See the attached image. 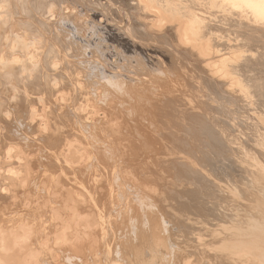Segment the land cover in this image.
I'll return each instance as SVG.
<instances>
[{
  "label": "bare ground",
  "instance_id": "bare-ground-1",
  "mask_svg": "<svg viewBox=\"0 0 264 264\" xmlns=\"http://www.w3.org/2000/svg\"><path fill=\"white\" fill-rule=\"evenodd\" d=\"M69 2L0 0V39L9 48V56L0 55V88L18 94L19 106L36 96L49 109L39 115L30 103L27 116L20 114L19 128L1 123L8 115L0 111V264H41L46 255L58 258L60 248L82 256L84 264H102V259L118 264L119 256L131 264H154V257L164 250L153 253L146 225L142 223L145 229L141 230L140 220L130 226L129 211H122L130 226L126 238L118 236L117 221L111 223L118 206L107 198L114 199L119 187L105 193L106 184L101 182L107 176L100 180L104 175L97 174V165L104 164L109 173L106 186L112 189L124 173L117 175V159L112 160L114 166L108 165L110 153L119 148L128 152L133 141L141 138L139 132H146V142L137 140L139 147L147 150L148 142L157 149V155L153 153L157 166L146 169L147 155L142 163L136 160V174L128 171L134 179H146L149 199L145 201L151 198L150 205L143 201V206L148 205L143 207L149 211L146 215L157 210L161 218L157 238L164 245L168 241L169 253L157 262L168 264L179 258L174 252L181 248L192 250L196 264H264V90L260 91L264 81L257 87V81L264 80L260 77L264 74V0H72L76 6ZM230 27L239 29L241 36L230 39L223 34ZM162 83L171 87L163 88ZM60 89L70 91L68 96L75 102L81 97L87 101L67 107ZM143 112L154 115L163 137L154 133L152 124L146 127L141 115L139 121ZM61 119H67V124L57 131ZM35 128L42 141L30 132ZM22 140L31 147L45 143L46 148L37 144L35 150H43L47 158L37 159L32 149L28 155L24 149L17 151ZM138 155L140 162L142 155ZM219 163H230L238 170L216 173ZM49 164L57 172L46 179L36 169ZM146 171L152 178H146ZM68 174L74 178H66ZM38 178L46 188H40L39 195L60 199L61 208L48 199L34 198ZM70 183L94 189H73ZM99 192L107 196L101 208ZM129 240L134 251L127 252L120 245H128Z\"/></svg>",
  "mask_w": 264,
  "mask_h": 264
},
{
  "label": "rangeland",
  "instance_id": "rangeland-1",
  "mask_svg": "<svg viewBox=\"0 0 264 264\" xmlns=\"http://www.w3.org/2000/svg\"><path fill=\"white\" fill-rule=\"evenodd\" d=\"M69 1H70V2H69ZM71 1H72V0H67V2H69V3H71ZM105 1H106V0H103V3H105ZM107 1H108V0H107ZM71 4H73L72 6H74V5L76 6V4L73 3V2H72ZM118 7H120V6H118ZM121 7H122V6H121ZM123 8H124V7H122L121 9H123ZM124 9H125V8H124ZM123 19H124V17H123ZM222 30H224V29H222ZM235 30H236V28L234 29V27H233V28L230 27L229 30L226 29V31H227V32H228V31H229V32L231 31V32H230L231 34H230L229 32L226 33L225 30H224V33H223V34H229L230 36H229V35H225V36H229V38L232 39V38H233L232 35H234V38H235L236 36H238V35L240 34L239 29H237L236 31H235ZM237 31H238V33H237ZM65 33H67V30H66V29H65ZM233 33H234V34H233ZM236 33H237V35H236ZM168 34L170 35L171 33L168 32ZM66 35H68V34H66ZM239 36H241V34H240ZM68 37H69V36H68ZM234 38H233V39H234ZM236 38H237V37H236ZM226 39H228V37H227ZM6 44H8V43H7V42H3V41L0 39V51H1V50H4V52H1L0 55H1V54H4V55L7 57V56H9V48L6 46ZM44 46L48 47V46H49V43H48V44H47V43H44ZM151 55L153 56V54H151ZM149 56H150V55H149ZM185 57H186V59H187L188 62H191L193 65L198 66V62L195 61L193 58H190V57H188V56H186V55H185ZM175 60H176V58H175ZM176 61H177V60H176ZM176 63L178 64L179 62H176ZM179 64H180V63H179ZM182 65H183V67L186 66V64H185V63L183 64V62L181 61V66H182ZM177 66H178V65H177ZM179 67H180V65H179ZM183 67H182V68H183ZM186 67H187V66H186ZM0 69H1V64H0ZM83 71H84V70H83ZM188 73L191 74L190 71H188ZM256 73H258V71H257ZM171 75H172V77L175 75L174 78H178V77L176 76V73H175V74H174V73H171ZM191 76H192V74H191ZM263 76H264V74L262 75V73H261V74H260V77H261L262 79H263ZM260 81H264V80H261V79L258 80V81H257V87L260 85V84H258V83H260ZM190 82H191V81H190ZM261 83H262V82H261ZM8 84H9V81H8ZM192 84H193V83H192ZM163 85H165V87H164ZM168 85H169L168 83H162L163 88H169V87H171V86H168ZM263 85H264V84L262 83L261 86H263ZM167 86H168V87H167ZM193 86H194L197 90L199 89V88H198V86H199L198 84L195 83V84H193ZM261 86H260V87H261ZM5 88H6V87H4V88L1 87V88H0V111H1L2 113L5 112V114H7L8 116H7L6 118L4 117V118L2 119V121H1V123H5V125H9V126L14 127V128H19V123L21 122V120H20V118H21L20 114L23 113V114L25 115V113H26V116H27V111H28V109L30 108V103H32L33 108L39 113V115H42V114H43V111H49V109H46V110H45V106H46L45 104H46V101H45V100H44V101H40V100H38V99H40V98H39V97H36V96H34V97L32 98V100H31L30 103H28V100H24L23 103H22V105L19 106V104H21L20 96H19L18 94H15L12 90H9V91L5 90ZM60 90H61V89H60ZM178 90H179V89H178ZM258 90H260V89H258ZM263 90H264V89L262 88L260 91L263 92ZM69 92H70V91L67 92V89H63V90H61V93L59 94V96L61 95V97H64V100H65V101L63 100L62 102H63L64 104H66L67 107L70 106V103L72 104L71 106H73V105L76 106V104H77V105H78V104H83V105H84L85 102L87 101L86 98L81 97L79 100H77V101L75 102V100H74L75 97H74V99H71V96H70V97L68 96V95H69ZM190 93H191V92H190ZM63 94H65V95H63ZM188 94H189V93H188ZM62 95H63V96H62ZM160 95H161V94H160ZM65 97H67V100H69V101H67ZM156 97H157V96H156ZM163 97H164V94H162V98H163ZM69 98H70L72 101H71ZM73 100H74V101H73ZM73 102H74V104H73ZM79 102H80V103H79ZM261 102H262V99H261ZM41 103H42V104H41ZM40 104H41V105H40ZM22 106H23V108H22ZM41 106L44 107V108H42ZM40 107H41V108H40ZM17 108H18V109H17ZM214 108H215L216 113H217V114L219 113V116H220V117H223L222 120H223V119L227 120V119L225 118V115L222 114V111H220L221 113L219 112V110H221V109H220L218 106L216 107V105H214L213 109H214ZM216 108H218L219 110L216 109ZM228 108L231 109L232 106H231V107L229 106ZM258 108L261 109L262 107L258 106L257 109H258ZM39 109H40V110H39ZM259 109H258V110H259ZM217 110H218V111H217ZM7 112H9V113H7ZM248 112H249V111H248ZM223 113H224V112H223ZM221 114H222V115H221ZM248 114L250 115L251 113L249 112ZM140 115H141V118H142V123H144V124L146 125V127H150V126H151L150 124H152V126H151L150 128L153 129L154 133L158 134L159 137H163V136H164V133L161 131V129H159L158 124L155 122V120H153V119H154V117H153L154 115H153V114H151V113H149V112H143V115H142V114L140 113L139 116H138L139 118L137 117V118L139 119V121H140ZM151 115H152V119H151ZM142 116H144V118H143ZM147 118H148V119H147ZM40 119H41V117H38V118H37V120H40ZM143 119H144V120H143ZM146 120H147V121H146ZM153 121H154V122H153ZM223 121H224V120H223ZM135 122H137V121L135 120ZM146 122H149V124H147ZM150 122H152V123H150ZM60 123H62L63 125L60 124ZM137 123H138V122H137ZM142 123H141V125H142ZM66 124H67V119H61V120L56 124V126H57V131H59V129L61 130V128H63L64 125H66ZM155 126H157V127H155ZM58 127H59V128H58ZM153 127H154V128H153ZM209 127H210V126H209ZM150 128H149V129H150ZM32 130H33V131H32ZM32 130H30V132H31V133L33 132V134L35 133V135H34V136H35V139L37 138V140H38L40 134H39L37 131H35L36 128H35V129H32ZM62 130H63V129H62ZM62 130H61V131H62ZM155 130H156L157 132H156ZM34 131H35V132H34ZM158 131H159V132H158ZM36 133H37L38 135H37ZM140 133H141V134H140ZM159 133H161V134H159ZM145 134H146V132H143V134H142V132H139V134H138L139 137H137V138H140V137H141V138H140V139H137V140H139V142H140L141 140L144 141V140L146 139V138H145ZM143 135H144V136H143ZM158 135H157V136H158ZM119 136H121V135H119ZM119 136H118V137H119ZM82 137H83V139H86L84 135H82L81 138H82ZM42 138H43V137H42ZM73 138H75V137H73ZM76 138H77V137H76ZM76 138H75V139H76ZM143 138H144V139H143ZM83 139H81V140L84 141ZM39 140L42 141L41 138H39ZM43 140H44V138H43ZM137 140H136V141H133L134 144L132 143L133 145H130V149L128 150V152H125V153H124V151H123L121 148L116 149V151H114V153L111 151L112 153H110V154L112 155V158H113V156H114V159H112V158H111V155L109 154V155H110V159L108 158V161L106 160V161L108 162V165H109V166H111V165L114 166V165H115L114 162H116V166L119 167V172H117V175H119L120 172H121V173H124V176H123V175L117 176V180H116V185H117V186L114 184V187H113L112 189H110V187H109L110 185L106 186V185H107V182H108V184H109V176H108L109 173H108V171H106V170L104 171V168H105V166H103L104 164L98 162L99 164H102V166H100L98 163L95 162V160H94V162H95L96 164H98V165H97V166H98L97 168H99V169L96 168V169H97V174H99V175H102V174H103V175H104L103 177L101 176V179H100V180H103V179L105 178V176H107L106 179H104V180L101 182V184H102L103 186L106 184V185L104 186L105 190H103V191H104V192H105V191H108V188H109V190H111V191H115V190L117 189V187H119V189L116 190V192H118V194H117L116 192H113V194L115 195L113 198H114L116 201H115L114 199H111L110 197H108L107 200L110 199V202H112V200H113L112 205H114V206H115V205L118 206V207H116V208H118V209H119L121 206H125V207L127 208V209H123V208L121 207L122 209L120 208L119 211H117L118 209H116V210L113 211V214H115V213L117 212V213L115 214L114 217H115V219L118 217V218H117L118 220H117V219H116V220H115V219H112L113 222H111V223L113 224L114 221H117V222H116L117 224L115 223V226L117 225L116 228H117V229H120V230H118V232H117V233L119 234L118 236L123 237V234H124V238H122V240H124V239L126 238L125 234H127V232H128V231H127L128 228H126V227H130L132 224H134V222L137 221V223H138V221L140 222V220H142V221H141V224H140V225H141V228H140V229L143 230V229L146 228V229H145V230H146V233H147V232L150 233V234L148 233V234H146V235L149 236V237H148V241H149V240H150V241L153 240L152 242H154V243H151V242L149 241L150 245H151V244L153 245V246H152V247H153V253L155 252L154 254L158 255V253L160 254V253H162V251L164 250V252H163L161 255H158L159 258H157V256L154 257V258H156V261H155L154 258H151V259H150V260L154 259V261H155L154 264H159L158 262H161V261H162L161 256H162L163 254H165V253H169V251H167V245H168L167 242H168V241H166V245H164V242H163L164 240H163V241H160L159 238H157V236H158V235H157V232H158V231H156V230H157V228H158V227H157V226H158V222H160L161 218L159 217V215H158L159 213H157V210H154L156 213L153 211L152 214H153L154 216L151 215V216L149 217L148 215H146V214L149 213V211L146 210V212H145L144 210L148 207L147 204H149V205L151 204V203H150V202H151V198H150V201H149V200L145 201L146 199H149V197H145V194L147 195V193H146V190H147V189H146V183L144 182V181H146V179H145V180H142V181H139V180L136 179V178L134 179V176L131 175L132 173L130 174L131 171H132V172L134 171L135 174H136V171H135V169H134V167H135V162L138 161V162H137L138 164H139V163H142V162H144L143 160L147 159L148 157L150 158V160L148 161V163H143V165L146 166V167H147L146 169H148V170H150V169H152V168H155V166H157V163H156V165L154 164V165H155V166H154L153 163H155V162H153V161L155 160V158H156L155 156L157 155L156 152L158 153V151H157L156 148L151 147L152 145L148 144V142H147V148H148V147H149V148H148L147 150L144 151V149H146V147H141V146L139 147V142H138ZM23 141H24V140H22V142H21L23 145H21L20 142L18 143V144H20V145H17V146H18V147H16V148H17V151H18V149H19V150H23V149H24V152L27 153L30 149H32V151H31V150H30V151L33 152V153L28 152L27 155L30 154V153L35 155L34 152L37 150V147H39V146L37 145V144H39V143L35 144V142H34L35 145H33V146L31 147L30 145L28 146L27 143H23ZM25 141H26V140H25ZM25 141H24V142H25ZM85 141H86V140H85ZM26 142H27V141H26ZM136 142H138V143H136ZM145 142H146V140H145ZM42 143H43V142H42ZM42 143L39 144V145L42 146V147H45V148H46L45 143H43V144H42ZM25 144H26L27 146H26ZM24 145H25V146H24ZM43 145H44V146H43ZM22 146H23L24 148H23ZM134 146L139 147V150L142 151V152H140V151L138 150V148H137V149H136V148H132V149H131V147H134ZM29 147H31V148H29ZM27 148H29V149H27ZM33 148H34V149H33ZM45 148H44V149H45ZM140 148H141L142 150H141ZM153 148H154V149H153ZM35 149H36V150H35ZM152 149H153V150H152ZM118 150H119V151H118ZM14 151H16V150H14ZM26 151H27V152H26ZM39 151H40V150H39ZM39 151H38V152L36 151V153H37V154H36V158H37V159H38V158H41V155H42V153H43V150H41V152H39ZM117 151H118V152H117ZM132 151H133V152H132ZM134 151H135V152H134ZM137 151H138V152H137ZM148 151H149V152H148ZM122 152H123V153H122ZM130 152H131V153H130ZM144 152H145V153H144ZM38 153H39V154H38ZM120 153L122 154V155H121L122 157L124 156L123 158H121ZM126 153H127V154H126ZM132 153H134L135 156L137 155L135 158H138V159H135V158L133 159L132 157H134V154H132ZM138 153H140V155L143 156V157L141 156V161H140V162H139V160H140V156L138 155ZM142 153H143L144 155H143ZM153 153H155L156 155L153 154ZM114 154H115L116 156H115ZM128 154H129V155H128ZM131 154H132V155H131ZM145 154H146V155H145ZM27 155H26V156H27ZM34 155H31V156H33L34 159H35V156H34ZM43 155H44V154H43ZM43 155H42V156H43ZM118 155L120 156L119 158H117ZM147 155H148V157H147ZM153 155H155V156H153ZM29 156H30V155H29ZM37 156H38V157H37ZM44 156H45V155H44ZM44 156H43V157H44ZM46 156H47V155H46ZM46 156H45V157H46ZM127 156H128V158H127ZM150 156H151L152 158H151ZM43 157H42V158H43ZM94 157H95V156H94ZM94 157H93V158H94ZM46 158H47V157H46ZM93 158H92V159H93ZM105 158H106V157H105ZM126 158L129 159V160L131 159L132 162H131V161H128ZM44 159H45V158L41 159V161H44ZM92 159H91V160H92ZM94 159H95V158H94ZM106 159H107V158H106ZM116 159H117V161H118V159H119V161H118V162H117V161H114V160H116ZM122 159H126V160H124V161H126V162L123 163L124 161H123ZM142 159H143V160H142ZM45 160H46V159H45ZM110 160H111V161H110ZM112 160H113L114 162H113ZM120 160H121V161H120ZM134 160H135V161H134ZM136 160H137V161H136ZM151 160H152V161H151ZM39 161H40V159H39ZM109 161H110V162H109ZM127 161H128V162H127ZM133 161H134V162H133ZM91 162H92V161H91ZM119 162H120V163H123L122 166H121V164H120ZM129 162H130V164H128ZM149 162H150V163H149ZM151 162H152V163H151ZM41 163H42V162H41ZM41 163H39V164H41ZM110 163H111V164H110ZM112 163H114V164H112ZM42 164H47V163H42ZM124 164H125V165H124ZM127 164H128L129 166H128ZM149 164H152L154 167H153L152 165H149ZM219 164H220V163H219ZM219 164H218V169L216 168V170H215L216 173H217V170L220 172V174H221L222 172H225V171H228V172H231V173H232V172H234V171L236 172V171L238 170L236 166H235V168H234V165H233V166H230V163H228L226 166H225V163H224V164H220L221 166H220ZM130 165H131V166H130ZM133 165H134V166H133ZM222 165H224V166H222ZM228 165H229V166H228ZM231 165H232V164H231ZM41 166H42V167H41ZM49 166H50V164H49ZM149 166H150V167H149ZM227 166H228V170H227V168H226ZM64 167H65V170H66V168H68L69 165H68V167H67V166H64ZM131 167H132V168H131ZM232 167H233L234 169H232ZM45 168H46V169H45ZM122 168H124V169H122ZM128 168H129V169H128ZM219 168H220V169H219ZM223 168L226 169V170H222ZM229 168H230V169H229ZM100 169H102V170H100ZM235 169H237V170H235ZM53 170H54V171H53ZM79 170H80V169H79ZM99 170H100V171H99ZM121 170H122L123 172H122ZM128 170H131V171H128ZM46 171H48L49 173H46ZM77 171H78V170H77ZM102 171H104L105 173L107 172L108 174H107V173L104 174V172H102ZM127 171H128V172H127ZM36 172L39 173V175L41 174L42 177L45 176V178L47 179V177L50 175V173L57 172V170L54 169V168H52V170H51V166H50V167H48V166L46 167V165H45V167H44L43 165H40V166H39V169H38V170L36 169ZM43 172H44V173H43ZM58 172H59V170H58ZM66 172H67V170H66ZM68 172H69V168H68ZM99 172H100V173H99ZM125 172H127V173H125ZM219 172H218V173H219ZM42 173H43V174H42ZM101 173H102V174H101ZM128 173H129V176H128ZM145 173H146L145 176H147V177H146L147 179L152 178L151 174H149V175L147 174V171H146ZM47 174H48V176H46ZM125 174H126V175H125ZM133 174H134V173H133ZM222 174H223V173H222ZM236 174L238 175V172H237ZM68 175H69V174H68ZM63 176L66 177L65 175H63ZM63 176H62V177H63ZM70 176H72V175H69V176L66 177V178H69ZM121 176H122V181L125 182V180H126V182H125V183H127L126 185H123L124 182H120V181H121V178H120ZM127 176H128V177H127ZM124 177H126L127 179L124 178ZM131 177H132V178H131ZM149 177H150V178H149ZM70 178H72V177H70ZM73 178H74V177H73ZM73 178H72V179H73ZM81 178H82V177H81ZM99 178H100V176H99ZM118 178H119V179H118ZM123 178H124L125 180H124ZM63 179H64V178H63ZM131 179H132V180H131ZM64 180H65V179H64ZM83 180H84V178H83ZM129 180H130V182L132 181L131 183H133V184H134V182H136V183H135L136 185L134 184V186H133V184L130 183L131 186H129V187H131V188L127 187V185H130V184L127 182V181H129ZM134 180H135V181H134ZM136 180H137V181H136ZM104 181H106V182H104ZM138 182H139L140 184H138ZM142 182H143V183H142ZM103 183H104V184H103ZM75 184H76V183H72V185H71V183H70V187L72 188V186H74L73 189H77V188H78V190H81L80 187H81L83 190H86V189H90V190H92V189H94V186H92V185H90V186L88 185L89 188H87L88 186H86V189H84L83 185H80V186H79V184H78V185H75ZM120 184H121V185H120ZM144 184H145V185H144ZM67 185H68V184H67ZM138 185H140V186H138ZM141 185H142V186H141ZM75 186H76V187H75ZM78 186H79V187H78ZM122 186H123V187H122ZM124 186H126V187L124 188ZM115 187H116V188H115ZM120 187H121V188H120ZM134 187H136V188H135V189H132V188H134ZM137 187H138V188H137ZM40 188H41L43 191L46 190V188H45L44 186L41 185V183H40V179L38 178V186L35 188V191H34V193L36 192L35 195H34V196H35V197H34L35 199H37V200L40 199V202L43 201L42 199H45V200L48 199V200L51 201V202H50L51 204H53V203L56 204V205H54V206H57L58 208H61V207H62V206H61V205H62V204H61L62 202H61L60 199H58V198L55 199L53 196H50V197H51V198H50V197H48V194H47V193H42L41 195H39L38 191H39ZM106 188H107V190H106ZM122 189H123V191H121ZM124 189H126L127 191L124 192ZM130 189H131V190H130ZM137 189H143V190L139 191V190H137ZM128 190H129V191H128ZM92 191H93V190H92ZM131 191H132V192H131ZM133 191H134V192H133ZM136 191H139V192H136ZM100 192H101V191H100ZM100 192H99V194L97 193L96 198H97L98 200H97V199H96V200H97V204H99V206H98V205H97V206L101 208V207H102V202H103L104 200L107 201V200L105 199V197H107V196L102 197V196H103L102 194H101V196H100ZM120 192H123L124 195H123L122 193H120ZM140 192H142V193L140 194ZM144 192H145V193H144ZM105 193H106V192H105ZM126 193H127V194H126ZM131 193H132V194H131ZM138 193H139V194H138ZM46 194H47V195H46ZM116 194H117V195H116ZM120 194H121V195H120ZM137 194H138V195H137ZM143 194H144L145 199H144V197H143ZM98 195H99V196H98ZM127 195H128V196H127ZM131 195L133 196V198H132ZM97 196H98V197H97ZM121 196H122V198H121ZM125 196H126L127 198H125ZM134 196H135V197H134ZM138 196H140V199H138V198H139ZM99 197H100V198H99ZM116 197H117V198H116ZM128 197H129V198H128ZM130 197H131V200H132V199H134V200H133V201H130ZM124 198H125V200H124ZM135 198H137V199L135 200ZM51 199H53V200H51ZM100 199H101L102 201H101ZM121 199H122V200H121ZM127 199H129V200H127ZM120 200H121V201H120ZM123 200H124V202H123ZM137 200L141 202V204H140V202H139L140 205H139L138 203H136V202H138ZM52 201H53V203H52ZM56 201H57V202L60 201V202L57 204ZM118 201H120V202L117 203ZM125 201H126V202H125ZM127 201H128L129 203H128ZM143 201H144V203H147V204H144V206H143ZM148 201H149V203H148ZM99 202H100V203H99ZM131 202H132V204H130ZM133 202H135V203H133ZM115 203H116V204H115ZM121 203H122V204H121ZM125 203H127V205L129 204L128 207H129V206L131 207V208H129V210H128V207L126 206ZM59 204H61V205H59ZM117 204H118V205H117ZM120 204H121V205H120ZM133 204H135L136 207H134ZM119 205H120V206H119ZM131 205H132V206H131ZM141 205H142V206H141ZM146 205H147V206H146ZM60 206H61V207H60ZM140 206H141L142 208L145 207V209L143 208V210H142V208H141ZM98 207H97V208H98ZM125 207H124V208H125ZM139 207H140V209H141V211H142V212L140 211V213H139V211H137V210H140ZM135 208H136V210H135ZM133 209H134V211H135L134 213H133ZM100 211H101V209H100ZM115 211H116V212H115ZM122 211H123L124 213H125L126 211H129V212H128V214H129V215H128L129 220H128V217H126L125 214H123ZM136 211H137V212H136ZM121 212H122V213H121ZM130 212L133 213V214H131ZM135 213H136V214H135ZM141 213H142V214H141ZM154 213H155V214H154ZM122 214L124 215V218L122 217V216H123ZM137 214H138V215H137ZM117 215H118V216H117ZM119 215H120V217H119ZM142 215H143V217L145 218V220H146L147 222H146L144 219H142V218H143ZM145 215H146L147 218H149V220L145 217ZM48 216H50V215H48ZM116 216H117V217H116ZM130 216H131L132 218H131ZM140 216H141V218H140ZM155 216H156V217L158 216V217L156 218ZM133 217H135V218H133ZM154 217H155V218H154ZM121 218H122V219H121ZM120 219H121V220H120ZM126 219H127L128 221L131 220V221H130V226H129V224H128L129 222H128ZM138 219H139V220H138ZM158 219H159V220H158ZM123 220H124V221H123ZM120 221H121V222L123 221V222H122L123 225H122V223H121ZM132 221H133V223H132ZM153 221H154V222H153ZM155 221H156V222H155ZM125 222H126V223H125ZM144 222H146V223H144ZM148 222H149V223H148ZM152 222H153V223H152ZM124 223H125V224H124ZM131 223H132V224H131ZM142 223L145 224L146 226H147L148 224H151V223H152L153 226H152V224H151V226L148 225L147 227L144 225L145 228H143L144 226H143ZM127 224H128V225H127ZM52 225H53V223H52ZM119 225H120V227H118ZM126 225H127V226H126ZM154 225H155V226H154ZM121 226H124V228L121 227ZM149 226H150L152 229H151V228L149 229ZM147 229H148V230H147ZM145 230H144V234H145ZM149 230H150V231H149ZM113 231H114V228H113ZM113 231H112V232H113ZM123 231H124V232L126 231V233H124ZM162 231H163V229H162ZM120 232H121V233L123 232V233L121 234ZM151 232H152L153 234H151ZM163 233H165V231H164ZM163 233H162V234H163ZM120 234H121V235H120ZM166 234H167V232L165 233V237H167ZM155 235H156V236H155ZM151 238H153V239H151ZM156 239H158V240H156ZM163 239H164V234H163ZM125 242L127 243V241H125ZM129 242H130V240L128 241V245H129V246H128V245H125L124 242H121V245H120V243H118V245L122 246V248H124L125 246H126L125 248H128V250H127V249H124V252H126V250H127V252H128L130 249H131V250L133 249V251H134V248H130V245H131V244H129ZM122 243H123V244H122ZM157 243H158V244H157ZM162 243H163V244H162ZM123 245H124V246H123ZM159 245H161V246H159ZM115 246H116V245H115ZM158 246H159L161 249H160ZM132 247H133V246H132ZM156 247H157V248H156ZM117 248H118V247H115V248H114V252L117 250ZM129 248H130V249H129ZM155 249H156V250H155ZM159 249L161 250V252H160ZM165 249H166V250H165ZM178 250H179V251H182V252H183V255H182V252H179ZM183 250H184V249H181V248L177 249V251L174 252V255H176L177 257H179V256H180V257H179V258H176V259H172V261L170 260L168 264L173 263V261H174L173 264H175V263H176V264H182V263L184 264L185 262H186L187 264H192L194 261L197 260V256H196V257H195V255H194V256H191V255H192V252H191L192 250H191V249H190V250H189V249H188V250L186 249L185 251H183ZM85 251H87V250L85 249ZM157 251H158V252H157ZM187 251H188V252H187ZM189 251H190V252H189ZM58 252L60 253V255H59L58 258H53L51 255H49V256H50V259H47V257L49 258V256L46 255L47 257L45 256V258H43V257H44V256H43V257H42V258H43V261L41 262V264H53V262H54V264H55V263H56V264H84V262H85L84 259L81 258L82 256H79V257L77 256V257H76V256H74V254L72 255V251H71V249H69V250L67 249V250H66L65 248H60V249L58 250ZM100 252H101V251H100ZM156 252H157V253H156ZM68 253H69V255H71L70 257H69V255H68ZM121 253H122V251H121ZM132 253H134V252H132ZM175 253H176V254H175ZM180 253H181V254H180ZM187 253H189V256H190V257H188V254H187ZM190 254H191V255H190ZM101 255H102V254H101ZM121 255H123V253H122ZM114 256H115V255H114ZM183 256H184V259H183ZM101 257H102V256H101ZM185 257H186V258H185ZM192 257H193V258H192ZM116 258L118 259V262H120V263H118V264H124V263L126 262V261H125V262H121V260H122V261H123V260H127L126 263L131 264V263H129V262H131V260L127 259L126 257L123 258L122 256H119V258H118V257H116ZM189 258H190V259H189ZM117 259H116V260H117ZM119 259H120V260H119ZM157 259H158V260H157ZM159 259H160V261H159ZM181 259H182V260H181ZM51 260H52V261H51ZM60 260H61V261H60ZM128 260H129V261H128ZM59 261H60V262H59ZM82 261H83V262H82ZM157 261H158V262H157ZM175 261H176V262H175ZM177 261H178L179 263H178ZM180 261H182V263H181ZM101 262H102V264H106V263H107V261H105V260H103V259H102ZM105 262H106V263H105ZM152 262H153V261H152ZM156 262H157V263H156ZM166 262H168V261H166ZM85 263H86V262H85ZM91 263L93 264V261H89V263H87V264H91ZM126 263H125V264H126ZM94 264H95V262H94ZM99 264H101V263H99ZM132 264H134V263H132ZM166 264H167V263H166ZM194 264H196V262H194Z\"/></svg>",
  "mask_w": 264,
  "mask_h": 264
}]
</instances>
